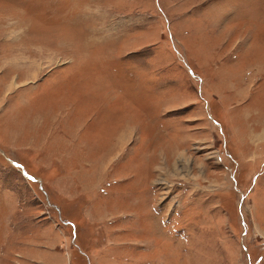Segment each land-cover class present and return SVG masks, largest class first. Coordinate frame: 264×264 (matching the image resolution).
Segmentation results:
<instances>
[{"label": "rangeland", "instance_id": "374dc122", "mask_svg": "<svg viewBox=\"0 0 264 264\" xmlns=\"http://www.w3.org/2000/svg\"><path fill=\"white\" fill-rule=\"evenodd\" d=\"M0 264H264V0H0Z\"/></svg>", "mask_w": 264, "mask_h": 264}]
</instances>
